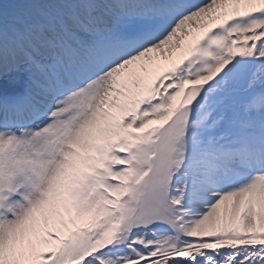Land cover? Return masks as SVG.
Masks as SVG:
<instances>
[{
  "label": "snow or ice",
  "instance_id": "snow-or-ice-1",
  "mask_svg": "<svg viewBox=\"0 0 264 264\" xmlns=\"http://www.w3.org/2000/svg\"><path fill=\"white\" fill-rule=\"evenodd\" d=\"M0 264H264V0H0Z\"/></svg>",
  "mask_w": 264,
  "mask_h": 264
}]
</instances>
